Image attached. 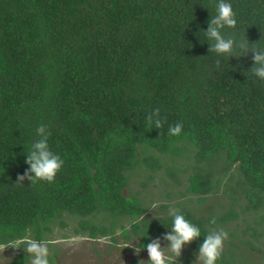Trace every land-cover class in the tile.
<instances>
[{
	"label": "trees",
	"instance_id": "1",
	"mask_svg": "<svg viewBox=\"0 0 264 264\" xmlns=\"http://www.w3.org/2000/svg\"><path fill=\"white\" fill-rule=\"evenodd\" d=\"M226 2L237 24L222 34L264 49V0ZM217 3L0 0V244L19 247L8 264L30 262L17 240L49 247L67 217L76 219L74 236L93 241L115 245L120 231L123 244L138 237L146 250L152 239L163 240L172 218L149 219L148 206L124 190L139 164L152 180L168 163L177 181L180 160L192 168L180 195L199 201L223 185L231 200L207 219L179 205L201 231L191 251L236 219L238 207L251 218L242 235L252 240L242 242L261 253L253 264H264V84L251 74V51L209 53L204 31ZM157 108L163 127L150 130L146 117ZM177 123L182 133L169 136ZM41 125L63 167L51 183H17ZM236 255L224 249L217 264H241ZM189 256L182 251L176 264H194Z\"/></svg>",
	"mask_w": 264,
	"mask_h": 264
},
{
	"label": "rangeland",
	"instance_id": "2",
	"mask_svg": "<svg viewBox=\"0 0 264 264\" xmlns=\"http://www.w3.org/2000/svg\"><path fill=\"white\" fill-rule=\"evenodd\" d=\"M186 160L188 163L192 161L191 159ZM166 165L168 163L164 162L162 168L156 172V176L154 174L155 179L152 180L149 171L141 164L137 165L135 171L129 174V186L124 190V194L128 196L137 195L141 204L148 206L149 211L146 217L149 219L166 218L169 208L179 210V205H183L197 217L203 216L207 219L210 213L216 210L224 211L229 208L231 200L225 194L223 185L220 186L217 193L210 194L199 201L195 197L189 198L180 195L179 191L184 192L185 183L192 168L186 162L180 160L177 163L179 168L177 170V181H173L166 172ZM153 205H156V207L153 208ZM162 206H166V208ZM235 210L239 212V216L233 221L220 225L228 232V235L230 232L236 234L234 237L229 235V238L224 242V249L233 250L237 254L236 257L242 260L241 264L260 262L261 253L249 250V246L242 242V240H252L249 233L242 235V230L250 223L251 218L248 213H242L238 207ZM100 217V215H97L95 220H100ZM66 222V228H55L51 237L54 240L50 242L51 245L48 247L49 254L56 251L53 254L55 264H132L134 261H137V264H140V261H145L141 264H146L149 259L147 249L140 250L137 254L136 249H141V241L138 237H133L132 240L123 244L124 239L118 231L116 234L117 244L111 245L108 238L93 241L85 237L74 236L71 231L76 226V219L67 217ZM101 223H107V221L101 219ZM63 234L71 237L63 239ZM165 242L167 241L161 239L162 247L167 246ZM191 250L193 249L190 244L185 245L182 249L184 256L190 255L189 257L194 260V264H197L196 256L198 253ZM17 253V249L11 247L6 248L4 251L0 250V264H8L9 259ZM246 259L249 261H246Z\"/></svg>",
	"mask_w": 264,
	"mask_h": 264
},
{
	"label": "clouds",
	"instance_id": "3",
	"mask_svg": "<svg viewBox=\"0 0 264 264\" xmlns=\"http://www.w3.org/2000/svg\"><path fill=\"white\" fill-rule=\"evenodd\" d=\"M208 23L209 27L204 32L207 39L211 41L208 49L209 53H215L218 57L226 55L233 57L235 56L233 55L235 48L242 49V55L245 56L251 51L253 53L251 74L258 78L261 84H264V49L250 47L251 44L248 39L241 40L238 43L233 37L226 38L222 34L224 28H235L237 24L232 5L227 3L226 0H218L216 15ZM216 63L219 65L220 60L217 59ZM146 123L150 130L153 127L157 129L163 127L164 121L160 118L158 108L146 117ZM182 130L183 124L177 123L174 126H169L168 135L179 136ZM36 132L39 139L31 145V150L27 153L25 160L29 167L23 175L17 177V183H23L25 180L30 181L31 185L41 181L51 183L63 167L64 160L49 149L48 137L50 133L46 127L41 125ZM155 207L156 205H153V208ZM168 215L172 218V226L170 227L171 231L163 236V240L168 242L167 246H161L160 238L152 239L145 246L149 256L146 264H176L183 247L201 236L200 228L190 223L178 209L169 208ZM209 223L214 225L216 223L215 218L210 220ZM204 237V241L198 249L196 262L197 264H217L224 250V242L229 238L228 232L223 228H217L209 231ZM15 244L25 245L23 248L29 254V264H49L47 242L25 237L17 240ZM8 247L11 246L0 244V250L4 251ZM140 250L136 249L137 254ZM141 262L145 261H140V264Z\"/></svg>",
	"mask_w": 264,
	"mask_h": 264
}]
</instances>
